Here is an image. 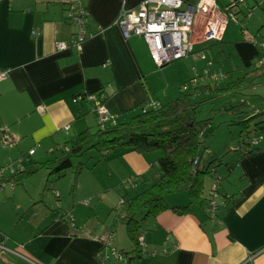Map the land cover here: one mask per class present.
I'll return each instance as SVG.
<instances>
[{"label":"crops","instance_id":"1","mask_svg":"<svg viewBox=\"0 0 264 264\" xmlns=\"http://www.w3.org/2000/svg\"><path fill=\"white\" fill-rule=\"evenodd\" d=\"M144 1L0 0V74L5 75L0 78V170L12 167L14 172L0 180L5 203L15 199L13 188L44 169L41 164L51 162L67 140L81 137L87 127L96 125L91 106L85 101L74 103L76 95L81 98L102 90L117 121L127 120L146 101L169 100L165 94L160 98L149 79L168 65L157 67L144 39H125L115 25L121 10H134ZM69 5L87 11L85 41L60 51L56 45H70L80 30L67 17ZM216 9L222 13L225 30L221 42L215 43L232 42L244 67L251 66L260 53L258 42L264 41V0H217ZM204 44L197 42L195 47ZM195 47L193 56L202 58ZM183 67L186 69V64ZM167 76L173 79L174 72ZM89 112L94 121L87 116ZM4 138H9L8 143ZM257 146L258 154L237 156L228 171L238 179L234 191L223 193L239 198L226 212L207 217L191 206L186 212L167 210L146 220L143 228L151 233L143 235L140 230L142 257L135 263L264 264V141ZM123 149L121 158L118 156L123 172L132 167L136 171L131 172L143 174L159 157ZM65 163L64 168L70 167ZM57 164L56 171L62 167ZM40 198L44 204V197ZM43 204L37 201L29 207L18 203L17 212L24 214L34 206V215L18 216V221L6 226L0 220V245L7 250L0 252V264H105L100 253L112 259L99 240L110 230H76L72 217L70 220Z\"/></svg>","mask_w":264,"mask_h":264},{"label":"rangeland","instance_id":"2","mask_svg":"<svg viewBox=\"0 0 264 264\" xmlns=\"http://www.w3.org/2000/svg\"><path fill=\"white\" fill-rule=\"evenodd\" d=\"M235 8L237 7H234L233 10ZM195 51H199V54L203 55L202 58L189 56L187 59L158 69L156 73L149 77L151 86L160 92L162 100L164 99V94L166 95V99L177 97L179 95V85L184 82L187 85L185 88H182V93H188L192 86L190 79L203 75L204 72L210 71L213 75L215 72L218 73L217 71H222V73L234 71L237 76H240L245 69L254 66L253 64L252 66L244 67L242 60L234 50L232 42L230 44L226 42H209L203 46L201 45L200 48L196 46ZM184 64H186L185 68L188 71L184 69ZM253 69L255 68L249 71ZM169 71L174 72L173 79L167 76ZM250 74L254 76L260 73L254 70ZM229 107H235L239 113H241L243 108H247V110L245 109L247 112L237 115L234 113L235 109L225 110ZM256 110L262 112L264 110V75L258 78L253 87L243 92V94L223 96L213 102H206L200 109V119H211V124L205 128V134L207 135L205 145L207 150L203 153L198 167L199 170L206 171L209 167L215 170V173L212 174L213 176L210 175V172L199 175L203 182L202 195L204 194L207 202L210 192L214 190V184L219 181L220 184L217 188L219 193H223L224 190L228 192L234 191V183L238 177L236 174H229L227 167L231 168L235 166L238 156L236 150L245 138V133L243 132L245 130L244 123L250 122L248 127L250 130H253L254 124L258 122V118L260 116L264 117V114H262L254 119L243 120L248 115H253ZM87 116L94 121L92 112H89ZM94 128L96 130V126ZM263 139L264 136H261V139H258L257 142L262 143ZM123 148H118L108 155L93 150L89 151L86 155H83V153L80 157L67 160L65 164H70L71 167H65V174L62 176L52 175L47 184L46 179L50 170L46 168L39 169L26 182L19 183L13 188L16 200H10L8 203H5L6 199L0 196L1 222L6 226L12 220L18 221V216L25 214L33 216L35 213L34 206L29 209V212L23 214L16 211V205L20 203L29 205L30 207L37 201H41V204H43L41 196L44 197L43 201L45 203L43 206L46 205L51 210L62 212L70 220L72 217L74 224L77 226L76 230L80 228L85 233H90L89 231H94L97 228L110 230L114 236L111 242L112 247L118 251H121L120 249H124L125 251L130 250L132 243L126 234L125 226L119 221H115L118 219V214L122 208L121 200L133 196L137 192H141L149 184L153 183L155 170L154 168L151 170L149 168L147 172L143 173L144 175L131 172L136 171L132 167H129L127 172L121 171L118 156L121 158L124 152ZM29 154L27 156H31ZM146 154L160 155L156 150ZM58 156L59 154L55 151L51 160ZM69 158L67 157V159ZM23 163L27 165L26 161ZM127 182H132L134 188H130L128 184H125ZM24 187L33 196L36 195L35 200L28 195ZM56 193L59 198L56 197ZM165 200L170 207H182L187 202L191 203L188 193L185 192L174 196L170 195ZM25 208L27 206L20 211H23ZM195 210L201 212L202 216H204L205 212L200 206L195 207ZM142 216L143 213L139 216V219ZM145 222H141V234L148 236L151 232L143 228ZM82 231H79V233L83 234ZM145 239L146 241L148 240L147 238Z\"/></svg>","mask_w":264,"mask_h":264},{"label":"trees","instance_id":"3","mask_svg":"<svg viewBox=\"0 0 264 264\" xmlns=\"http://www.w3.org/2000/svg\"><path fill=\"white\" fill-rule=\"evenodd\" d=\"M261 42L264 43V41L258 43ZM253 64V67L245 69L240 76L235 75L231 78V75L235 74V72L229 71L224 73L226 78L221 80H213L211 78L215 73L212 75L210 71L204 72L203 75L190 79L192 86L188 93H182V88L187 85L185 82L180 85L181 92L177 97L160 103L146 101L145 104L135 108V113L124 121H117V118L108 111L110 118L103 128L98 123V115L94 104H91L88 100V96L92 94L81 96V98L76 95L73 98L74 103L85 101L91 106L95 116L96 125L94 126H96V130L94 126L87 127L81 137L69 139L64 143L63 148L57 149L59 154L57 158L51 160V162L46 161L41 164L42 167L50 170L48 173L49 177L54 174L58 177L64 175L65 171L62 163L64 164L67 160L80 157L83 153V155H86L93 150L102 152L104 155H108L110 152L113 153L121 147L138 154H145L155 150L160 153L156 162L150 164L149 167L150 170L152 168L155 170L154 182L141 192L122 199V208L118 214V219L115 220L125 226L132 248L128 251H118L112 247V243L111 246L107 247L103 241L104 247L102 249L113 248L119 254H123L125 258L123 264H137L135 261L142 257V249L140 247L141 222L156 217L167 210L186 212L190 210L191 206H200L207 217L210 216L207 211V204L211 199L209 196L207 202L204 194L202 195L203 182L199 175L208 172L212 175L215 170L211 169L212 167H209L206 171L199 170L198 165L203 153L207 150L205 128L211 124V119H200V109L206 102H213L226 95H241L252 88L258 78L264 75V59L262 60L258 56ZM252 68L255 69L249 71ZM254 70L260 74L251 75L250 72ZM94 94L98 98L99 103L106 105L107 97L102 90ZM230 109H235V107H229L225 110L229 111ZM245 109L247 110V108H243L241 113L245 114L247 112ZM256 111H254L253 115H248L243 120L254 119L264 114V110L263 112ZM234 113L237 115L241 114L236 109ZM249 123H244L245 130L243 132L245 133V138L236 150L240 158L252 157L258 154L260 148L257 146V141L261 139V136H264V117L260 116L258 118L253 130L249 129ZM66 156L70 158L67 159ZM55 163H58V166L62 165L58 171L54 169ZM227 168L228 171L232 170L230 167ZM19 173L22 174L23 172ZM217 179L220 180L219 178ZM125 184H128L130 188H134L132 182ZM219 184L220 181L214 184V188H218ZM182 192L188 193L191 203L188 202L182 207H170L167 205L166 197ZM219 198L221 206L218 208L216 215L226 212L228 206L237 201L239 196L234 197L226 193H219ZM142 213L143 216L139 219ZM112 237L114 238L113 235ZM105 256L107 254L102 255L100 253V261ZM107 263L113 264L114 260L110 259L105 262V264Z\"/></svg>","mask_w":264,"mask_h":264},{"label":"built area","instance_id":"4","mask_svg":"<svg viewBox=\"0 0 264 264\" xmlns=\"http://www.w3.org/2000/svg\"><path fill=\"white\" fill-rule=\"evenodd\" d=\"M216 6L217 0H145L134 10H121L115 19V25L125 39L133 36L142 37L154 64L157 67H162L193 56L197 42L209 43L221 40L225 23L220 17L222 13L217 11ZM67 11V17L76 23L80 30L70 39V45L67 43L56 45L60 51L67 49L68 46L78 47L85 41L84 26L87 11L77 5H69ZM233 21L236 23L235 19ZM36 34L37 30L34 29L32 35ZM258 46L260 48L259 57L263 60L264 43L261 42ZM234 76L235 74L231 75V78ZM4 77V74H0V78ZM211 78L221 80L226 78V75L218 72ZM88 100L94 104L98 123L103 128L110 118L107 106L99 103L95 94L89 95ZM8 141L9 138H4V143H8ZM32 153L33 151L30 152V154ZM6 174L13 176V168L5 167L0 170V180L4 181ZM210 199L207 211L215 216L221 206L217 187L210 192ZM112 239L111 232L103 234L99 238L101 242H105L107 247L111 246ZM4 251H7L6 248L0 245V252ZM109 251L110 257L114 260L113 264H123L125 259L123 255L113 248H110ZM104 258H106L105 262L109 260V256Z\"/></svg>","mask_w":264,"mask_h":264},{"label":"water","instance_id":"5","mask_svg":"<svg viewBox=\"0 0 264 264\" xmlns=\"http://www.w3.org/2000/svg\"><path fill=\"white\" fill-rule=\"evenodd\" d=\"M243 2V1H242Z\"/></svg>","mask_w":264,"mask_h":264}]
</instances>
